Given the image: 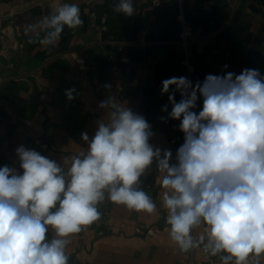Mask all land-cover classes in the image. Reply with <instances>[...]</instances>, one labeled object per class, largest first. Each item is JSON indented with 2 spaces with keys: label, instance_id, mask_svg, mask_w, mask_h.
Returning a JSON list of instances; mask_svg holds the SVG:
<instances>
[{
  "label": "clouds",
  "instance_id": "9594fccd",
  "mask_svg": "<svg viewBox=\"0 0 264 264\" xmlns=\"http://www.w3.org/2000/svg\"><path fill=\"white\" fill-rule=\"evenodd\" d=\"M112 10L134 17L135 0H113ZM83 23L79 5L56 3L25 32L33 33L28 43L53 46L65 28ZM104 88L110 94L98 108L105 114L91 138L81 133L87 150L73 155L67 169L24 145L15 149L19 169L0 166V264H69L71 237L101 218L106 199L155 213L157 203L142 187V177L153 171L160 174L165 226L181 253L202 249L221 264H261L264 74L245 68L194 84L186 76L163 80L169 104L160 120L179 121L183 133L174 156L151 142L155 133L142 114L121 103L110 84ZM77 95L75 88L65 91L69 102Z\"/></svg>",
  "mask_w": 264,
  "mask_h": 264
},
{
  "label": "crops",
  "instance_id": "0c3cea01",
  "mask_svg": "<svg viewBox=\"0 0 264 264\" xmlns=\"http://www.w3.org/2000/svg\"><path fill=\"white\" fill-rule=\"evenodd\" d=\"M56 3L79 5L83 26L65 28L53 46L28 43L33 33L26 27ZM112 5L113 0H0V166L19 169L15 149L24 145L67 169L73 155L87 150L81 133L91 138L95 121L105 114L98 108L110 94L105 84L152 125L151 142L174 156L183 133L179 121L160 120L167 116L162 106L169 104L168 95H161L163 80L186 76L194 84L208 74H240L245 68L264 74L259 0H185L194 28L190 68L182 64L176 0L161 7L135 0L131 18L113 12ZM69 88L78 93L71 102L65 96ZM180 98L177 93L176 101ZM159 176L153 171L142 177V187L157 203L155 213L130 211L106 199L99 205L101 218L71 237L69 264H221L202 249L181 253L170 240Z\"/></svg>",
  "mask_w": 264,
  "mask_h": 264
},
{
  "label": "built area",
  "instance_id": "2783aa9c",
  "mask_svg": "<svg viewBox=\"0 0 264 264\" xmlns=\"http://www.w3.org/2000/svg\"><path fill=\"white\" fill-rule=\"evenodd\" d=\"M178 4V13L176 16V21L179 25V35H178V42L182 47L185 57L182 61V64L186 67L190 68L191 61L195 58L194 55L191 54L190 46L193 42L194 36V28L193 26L187 21L186 18V8H185V0H176ZM167 0H152L154 7H161L166 4ZM199 101V100H198ZM199 107L197 104V108L195 111H199ZM192 264V260L189 262Z\"/></svg>",
  "mask_w": 264,
  "mask_h": 264
},
{
  "label": "rangeland",
  "instance_id": "374dc122",
  "mask_svg": "<svg viewBox=\"0 0 264 264\" xmlns=\"http://www.w3.org/2000/svg\"><path fill=\"white\" fill-rule=\"evenodd\" d=\"M260 2V5H261V9H262V12H263V15H264V0H259Z\"/></svg>",
  "mask_w": 264,
  "mask_h": 264
}]
</instances>
